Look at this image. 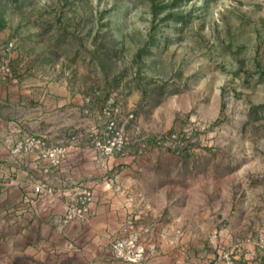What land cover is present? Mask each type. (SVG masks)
Masks as SVG:
<instances>
[{"label":"rangeland","instance_id":"374dc122","mask_svg":"<svg viewBox=\"0 0 264 264\" xmlns=\"http://www.w3.org/2000/svg\"><path fill=\"white\" fill-rule=\"evenodd\" d=\"M2 59L12 74L0 75L67 84L82 101L91 95V114L80 103V115L94 120L88 140L108 118L104 106L121 107L115 118L131 141L116 153L128 148L133 166L123 176L137 184L113 186L132 206L109 240L111 258L136 262L117 250L136 233L144 247L137 262L144 258L154 226L139 221L146 198L210 253L208 264L235 260L232 245L244 242L264 256V0H0ZM57 144L28 150L35 162L46 158L42 171L55 166L45 151ZM22 152L9 151L15 164ZM41 177L29 183H44V191L22 197L28 211L59 198L60 228L84 216L68 214L84 190L93 199L92 188H54Z\"/></svg>","mask_w":264,"mask_h":264},{"label":"crops","instance_id":"0c3cea01","mask_svg":"<svg viewBox=\"0 0 264 264\" xmlns=\"http://www.w3.org/2000/svg\"><path fill=\"white\" fill-rule=\"evenodd\" d=\"M81 102V96L67 84L0 75V264H14L18 256L22 264H73L86 259L94 264H208L210 253L186 231L179 234L173 214L169 216L149 198L139 219L145 224L154 222L143 241L144 258L130 262L110 257L109 240L132 206L113 186L136 185L137 179L123 176L133 166L126 159L131 156L128 148L103 156L88 145L87 127L94 120L80 115ZM80 126L85 128L79 131ZM31 133H38L47 143L61 139L70 142L66 158L42 171L46 158L35 162L33 158L38 155L24 151L21 162L15 164L10 148ZM71 135L77 139L71 140ZM35 175H41L54 188L66 184L92 188L93 199L84 216L60 228L56 222L62 212L59 198L54 202L44 199L36 212L28 211L21 200L24 194L37 193L29 183ZM48 249L57 252L55 259L48 256ZM233 249L238 264H264V256H254L250 242L233 244ZM217 261L223 262L220 256Z\"/></svg>","mask_w":264,"mask_h":264},{"label":"built area","instance_id":"2783aa9c","mask_svg":"<svg viewBox=\"0 0 264 264\" xmlns=\"http://www.w3.org/2000/svg\"><path fill=\"white\" fill-rule=\"evenodd\" d=\"M7 49L13 47V41H9L6 43L5 46ZM0 74L3 75H11L12 74V68L8 61V59H2L0 62ZM92 102V96L87 94L83 97V106L82 111L85 114H91V108L90 103ZM113 103V100L111 102ZM103 111L107 114L108 118L105 122V124L99 129L94 131V137H92L88 142V145H90L96 152L100 153L103 156H109L112 155L118 151L124 150V148L130 143V136L128 135L126 128H125V122L119 121L115 118V115L121 111L120 106L116 105H106L103 108ZM133 116V113H128L126 119L131 118ZM138 133V139L142 142V145H144V141L142 136L139 134V130H136ZM71 140L77 139V136L71 135ZM44 144V138L36 133H31L23 138L16 141L14 146L10 148V153L13 155H17L19 152L22 151H28L32 148L34 145H41ZM71 146L70 142L65 141L64 139H61L60 142L54 146L48 148L45 152L51 157L52 162L54 165H58L63 157L67 154L69 147ZM47 169V168H46ZM45 189V184L40 182L37 183L34 186L35 192H42ZM84 198L80 201V204H78L74 210H72L71 213L68 214V216L71 215H84L85 212L88 209L87 204L85 205V202L87 203L90 201L92 197V193L90 190H84ZM131 226V225H130ZM144 231H149L150 227H141ZM139 233V232H138ZM117 250L118 255L122 256L125 259H130L132 261H138L142 258L143 249L141 243H139L137 239V233L134 235H130L129 237L121 240L118 242ZM131 250L132 255L127 254V251ZM214 264V263H211ZM225 264H238L235 260L228 259L226 260Z\"/></svg>","mask_w":264,"mask_h":264}]
</instances>
